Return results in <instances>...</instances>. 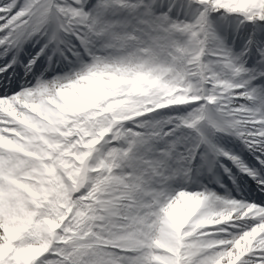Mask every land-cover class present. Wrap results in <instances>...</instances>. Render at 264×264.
<instances>
[{"label":"snow or ice","instance_id":"6c2138e0","mask_svg":"<svg viewBox=\"0 0 264 264\" xmlns=\"http://www.w3.org/2000/svg\"><path fill=\"white\" fill-rule=\"evenodd\" d=\"M0 264H264V0H0Z\"/></svg>","mask_w":264,"mask_h":264}]
</instances>
